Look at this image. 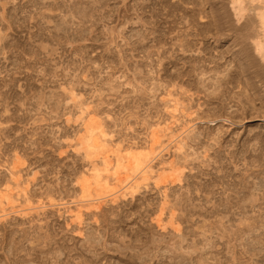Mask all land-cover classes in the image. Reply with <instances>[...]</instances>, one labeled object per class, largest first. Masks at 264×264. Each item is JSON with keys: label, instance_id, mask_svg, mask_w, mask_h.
<instances>
[{"label": "rangeland", "instance_id": "rangeland-1", "mask_svg": "<svg viewBox=\"0 0 264 264\" xmlns=\"http://www.w3.org/2000/svg\"><path fill=\"white\" fill-rule=\"evenodd\" d=\"M203 1L0 0V191L13 189L0 202V264H202L204 246L209 264H264V103L253 90L249 107L238 101L243 76L220 89L226 66L239 67ZM90 119L113 151L147 152L160 130V186L130 197L127 174L104 173L115 191L81 199L77 179L91 165L76 144ZM242 238L261 253L244 254Z\"/></svg>", "mask_w": 264, "mask_h": 264}, {"label": "bare ground", "instance_id": "bare-ground-1", "mask_svg": "<svg viewBox=\"0 0 264 264\" xmlns=\"http://www.w3.org/2000/svg\"><path fill=\"white\" fill-rule=\"evenodd\" d=\"M106 2L107 1H110V0H105ZM150 2L154 1V0H149ZM167 1V0H166ZM180 1V0H179ZM183 1V0H181ZM56 2V1H55ZM186 2V1H184ZM204 5L205 4H209L211 5L210 7H212V14L214 16V19L215 21L214 22V27L216 29V33L213 32V34H215V36L217 37V39L220 41V40H224V39H228V38H231L229 42V46L226 47L228 49H226L227 52H229V54L232 53V57L234 56L235 58V61L236 63H238V67L239 69L237 68V71L239 72H236V71H233L232 68L229 69L227 68L226 66V69L228 72H224L223 75H225V78H221V74L222 72L224 71H220L221 74H220V78L218 79V82H217V77L216 76V81H213V82H217L219 85H220V89L223 88L224 86V83L225 81L229 82V84L232 86H230L231 88L233 87V85L235 86V84H241L242 82V79L243 81L245 80V84H244V90L245 92H247V94H239L235 97H237L239 100V102H241V104L244 105V107L248 106L251 104V97L249 99V95L252 93H249V90H253L254 93L259 97L260 101L262 100V102L264 103V0H204ZM56 4V3H55ZM102 4H104L102 2ZM167 4V3H166ZM143 5V4H142ZM203 5V6H204ZM59 6V5H58ZM163 6V5H162ZM173 6V5H172ZM202 6V5H201ZM146 7V5L144 6ZM147 8V7H146ZM140 11L141 10H145V8H143V6L141 8H139ZM164 9V8H163ZM166 9V8H165ZM177 10V9H176ZM201 10V8H200ZM202 13H203V10H202ZM201 13V14H202ZM194 15V14H193ZM192 15V16H193ZM195 16V15H194ZM198 16V15H197ZM205 17V16H204ZM194 19V18H193ZM192 22V21H191ZM212 26V27H213ZM208 32V31H206ZM207 35V34H206ZM215 37V38H216ZM216 40V39H215ZM0 42H1V39H0ZM224 43V42H223ZM227 43V42H226ZM185 44V43H183ZM189 44V43H188ZM216 44V43H215ZM2 47V46H1ZM208 47V46H207ZM181 48V47H180ZM3 51V50H2ZM225 51V55H226V52ZM224 54V53H222ZM221 54V55H222ZM174 56V55H173ZM223 56V55H222ZM220 58V57H219ZM233 59V58H231ZM234 60V59H233ZM215 62V61H214ZM213 63V62H212ZM219 65L221 64L220 62H218ZM216 63V64H218ZM234 63V61H233ZM232 64V63H231ZM230 64V66H232ZM222 65V64H221ZM220 65V66H221ZM228 65V64H227ZM237 65V64H236ZM216 67V65H215ZM234 65H233V69H234ZM214 69V68H213ZM224 69V68H223ZM229 69V70H228ZM236 69V67H235ZM221 70V69H219ZM218 70V71H219ZM216 71V72H218ZM226 71V70H225ZM215 72V74H216ZM219 72V73H220ZM217 73V74H219ZM234 73V74H233ZM205 74V73H204ZM240 76H243L242 79ZM214 79V78H213ZM221 79V80H220ZM227 79V80H226ZM220 80V82H219ZM205 82V81H203ZM226 82V83H227ZM206 83V82H205ZM217 83H214L215 86ZM221 83L222 84V87H221ZM235 83V84H234ZM11 84V83H10ZM210 84V83H209ZM206 84H204L205 86ZM243 85V84H241ZM9 86V85H8ZM207 86V85H206ZM205 86V87H206ZM214 86V87H215ZM226 86V85H225ZM229 86V85H228ZM236 87V86H235ZM232 90H234V88ZM217 90L219 89L218 86H216ZM238 88V87H236ZM184 89V88H183ZM209 89V88H208ZM215 89V88H214ZM219 89V90H220ZM230 89V88H229ZM227 89V90H229ZM242 89V88H241ZM215 90V91H217ZM232 90H230L232 92ZM213 91V92H215ZM224 91L221 90V94L224 92ZM226 91V90H225ZM170 92V91H169ZM186 92V91H185ZM219 91H217L216 94H219L218 93ZM189 93H190V90H189ZM229 93V92H228ZM234 93V92H233ZM232 93V94H233ZM240 93V92H239ZM249 93V94H248ZM213 94V93H212ZM216 97H219V96H216ZM219 94V95H221ZM231 94V93H229ZM235 94V93H234ZM233 94V96H234ZM238 94V93H236ZM211 95V94H210ZM213 95V96H214ZM172 96V93L169 94V97ZM224 96V95H223ZM226 96V95H225ZM232 96V95H231ZM239 96V97H238ZM254 97V94L252 95ZM77 97L74 93L71 94L70 96V100L72 102L76 101L77 100ZM210 97V96H209ZM210 98H213V97H210ZM213 98V99H214ZM228 99V98H227ZM230 99L232 100V98L230 97ZM255 99V98H254ZM257 99V98H256ZM221 100V99H220ZM223 100V99H222ZM245 100V102H244ZM225 101V100H224ZM230 102V101H229ZM172 103H173V106L172 107V110L174 112H176L178 109V106L180 105L179 104V100L177 99H173L172 100ZM254 103V102H253ZM261 103V102H260ZM255 105V104H254ZM253 105V106H254ZM263 105L264 104H261V107L263 108ZM249 107V106H248ZM255 108V107H253ZM262 108H259L260 111L262 112ZM170 109V108H169ZM258 109V110H259ZM251 110V109H250ZM241 111V110H240ZM254 111V110H253ZM256 111V110H255ZM264 111V110H263ZM86 112V110H85ZM192 112H190L191 114ZM83 115L85 114L84 112L82 113ZM172 114V113H171ZM233 114V113H232ZM213 116V115H212ZM82 117V116H81ZM175 118V117H174ZM173 118V119H174ZM70 122V121H69ZM101 124V123H100ZM98 123H94L92 119L90 120H87L85 123H84V129H83V133L81 134V136L77 139V144H76V149L77 151L79 152H82L84 153V159L88 160L90 162V165H91V173L89 172V174H84L86 173V171L77 179V185L80 186L81 188V191H82V197L81 199H87L90 197V202L89 204L90 205H93L94 203L92 202H100V201H103L107 198V196L104 194L106 193V191H104L105 189L104 188H107L109 190L110 189V182H109V178L110 176L108 175L107 178H103V175L104 173H107V174H110L112 176H119L121 173H125V175L127 174V178L125 177V180H130V182H128V184L124 187L123 186V191H128V194L125 193V195H134L135 193H137L140 189H141V185L144 184V182H147L149 180H155V185L156 186H160V182L162 181V176L163 175H159V176H156V178H153L151 177L152 174H154L153 172V168L151 167V163L154 161L155 158H151L152 155H154L155 153V148L154 146H156L157 144H159V140H158V135L157 133L160 132V130H155L152 134V138H151V142H152V145L150 144V148L149 150H147V152H140L138 151V149H133V147H131V149H129L128 151H122V148H120L118 146V148L113 151L111 148V145L110 143H108V141L106 140V133L104 131V126L100 125ZM170 124V123H169ZM162 126V125H161ZM159 128V127H158ZM169 130V129H168ZM223 136V135H222ZM161 138V137H160ZM153 139V140H152ZM185 140V139H184ZM182 145V144H181ZM163 148V147H162ZM183 148V147H181ZM165 149H163L162 151H164ZM76 151V150H75ZM157 151V150H156ZM207 151V150H206ZM256 151V150H255ZM112 152V155L115 159H113V162L114 164L111 165L112 163V155H110L109 153ZM101 160V162L99 161ZM260 161V160H259ZM254 164V163H253ZM11 165V164H10ZM262 166V165H261ZM90 167V166H89ZM171 164H170V169H171ZM169 170V169H168ZM179 171V169H177ZM176 171V170H175ZM182 171V170H181ZM15 172V171H14ZM13 172V173H14ZM12 173V172H11ZM12 173V174H13ZM180 173V172H179ZM248 173V172H247ZM17 174V173H16ZM15 174V175H16ZM133 174V175H132ZM15 175H13L12 179L13 181H15L14 183L18 185V180H16L14 177ZM135 175V176H134ZM20 176V175H19ZM177 176V175H176ZM179 176V175H178ZM133 177V178H132ZM155 177V176H154ZM183 177V176H182ZM255 177V176H254ZM114 178V177H113ZM120 178V176L118 177ZM11 179V180H12ZM121 180L124 179V177L122 176L120 178ZM180 179V176L179 178ZM10 180V181H11ZM118 180V179H117ZM121 180H118L119 182ZM124 180V181H125ZM3 181V180H2ZM116 181V180H115ZM118 181L115 182V184H118ZM12 182V181H11ZM123 182V181H122ZM164 182V181H163ZM13 183V182H12ZM124 183V182H123ZM171 183V182H170ZM169 183V184H170ZM146 184V183H145ZM250 184V183H249ZM263 184V183H262ZM120 185V184H118ZM120 188V186H118ZM123 185V184H122ZM261 185V184H260ZM98 186V187H97ZM104 187V188H100V187ZM148 186V185H147ZM96 187L98 189H96ZM5 188V187H4ZM99 188L102 190V192L104 191V196L105 197H101L100 195H98L96 192V190H99ZM118 188V189H119ZM143 188V187H142ZM254 188V187H253ZM257 187H255L256 189ZM18 189V188H17ZM22 189V188H21ZM106 189V190H107ZM121 189V188H120ZM121 189V191H122ZM260 189V188H258ZM256 189V190H258ZM4 190V189H3ZM13 190L11 188L10 185H7L6 186V189L4 191H0V202L1 204L4 203V200H9L8 197H11V193L10 191ZM23 191H25L24 189H22ZM108 190V191H109ZM22 191V192H23ZM113 191V190H111ZM115 191V189H114ZM113 191V192H114ZM124 191V192H125ZM254 191V190H253ZM18 192V191H17ZM21 192V193H22ZM99 192V191H98ZM112 192V193H113ZM165 192V191H164ZM255 192V191H254ZM109 193V192H108ZM117 193H119L118 191L114 194H112V196L110 197H114L115 195H117ZM14 194V193H13ZM97 194V195H95ZM111 194V193H110ZM254 194V193H252ZM136 195V194H135ZM95 196V197H93ZM93 197V198H92ZM131 197V196H130ZM252 197V196H251ZM254 197V196H253ZM14 198V197H13ZM119 198V197H118ZM166 198V197H165ZM255 198V197H254ZM114 200V198H112ZM167 199V198H166ZM2 200H3V203H2ZM246 200V199H245ZM250 200V199H249ZM228 201V200H227ZM165 202V201H164ZM163 202V203H164ZM6 203V202H5ZM8 203V202H7ZM92 203V204H91ZM167 203V202H166ZM254 203V202H253ZM100 204V203H99ZM231 204V202H230ZM229 204V205H230ZM192 205V204H191ZM228 205V204H227ZM95 206V205H94ZM95 208V207H94ZM163 211V205H162V210L161 212ZM247 212V211H246ZM173 213H171V218L174 217L172 216ZM5 215V213H4ZM81 215V214H80ZM229 215V214H227ZM79 216V215H78ZM6 217L5 216H2L0 219ZM76 217H77V214H76ZM80 217V216H79ZM233 218V217H232ZM76 219V218H75ZM165 220V218H164ZM96 221V220H95ZM231 221V220H230ZM244 221V220H243ZM250 221V220H249ZM163 219H160L158 218L157 220V224L159 227L161 228H165V223H163ZM222 222V221H221ZM242 222V221H241ZM172 226H174L175 222H173V218L171 219V221L169 222ZM234 223V222H233ZM239 223V222H238ZM243 223V222H242ZM240 224V223H239ZM254 224V223H253ZM169 225V224H168ZM167 225V226H168ZM220 225V224H219ZM244 225L245 222H244ZM166 226V227H167ZM179 226V225H178ZM215 226V225H214ZM213 226V227H214ZM221 226V225H220ZM229 226V225H227ZM226 226V227H227ZM208 227V226H207ZM205 226V228H207ZM222 227V226H221ZM225 227V226H224ZM225 227V228H226ZM172 228V227H171ZM176 228V227H174ZM219 228V227H218ZM223 228V227H222ZM166 229V228H165ZM178 232H181V229L180 228H176ZM203 229V228H202ZM220 229V228H219ZM238 229V228H237ZM210 230V228L208 229ZM207 230V231H208ZM227 230H229L228 232L230 233L231 230L229 228H227ZM206 229L204 230V233ZM212 231V230H210ZM209 232V231H208ZM211 233V232H210ZM224 233V232H223ZM222 233V234H223ZM227 233V232H226ZM228 233V234H229ZM232 233V232H231ZM203 234V233H202ZM221 234V235H222ZM235 234V233H234ZM203 235H206V234H203ZM211 235V234H210ZM209 235V237H210ZM213 235V234H212ZM224 235V234H223ZM223 235L220 236L221 240H225L223 239ZM228 236V235H225V237ZM208 237V235H207ZM205 236V239L207 242H209V239ZM213 237V236H211ZM210 237V238H211ZM219 237V236H218ZM42 238V237H41ZM217 238V237H216ZM230 238V237H229ZM232 238V237H231ZM241 238V236H240ZM182 239V238H181ZM233 239V238H232ZM231 239V240H232ZM203 239H201L202 241ZM217 240V239H216ZM227 240V239H226ZM243 240L245 241L243 243ZM183 241V240H182ZM181 241V243H182ZM199 241V240H198ZM228 241V240H227ZM242 241V245L244 244V254L246 253H251L252 254V251H253V255L254 256H258L261 251L258 253L257 250H252V246L248 241H247V238L245 240V238L241 239ZM199 243V242H198ZM203 243H205V240L203 241ZM213 243H215L216 245V241L214 242V239H213ZM230 244V241L227 242V244ZM184 244V243H183ZM209 244V243H208ZM210 244H212L210 242ZM226 244V245H227ZM229 244L227 247H229ZM233 244V243H232ZM181 245V244H180ZM203 245V244H202ZM214 245V244H213ZM225 245V246H226ZM240 245V246H242ZM198 246V244H197ZM209 246V245H208ZM230 246H233L234 247V244L233 245H230ZM236 246V245H235ZM177 247H181V246H177ZM191 247V246H190ZM200 247V246H199ZM214 247V246H213ZM233 247H231V250L233 249ZM254 247V246H253ZM183 248V247H181ZM193 248V247H192ZM195 248V247H194ZM204 247L201 248V252L200 253V258L202 261V264H209V260H214V255H213V258L210 259V257L208 256V253L210 254V251L207 249H204ZM212 248V246H211ZM255 248V247H254ZM184 249V248H183ZM182 249V250H183ZM200 249V248H199ZM198 247L197 249L195 248V250L193 251L194 254L197 252V250H199ZM229 249V248H227ZM177 250V249H176ZM181 250V251H182ZM193 250V249H191ZM205 250V251H204ZM208 250V252H207ZM211 250V249H210ZM212 250L214 251V249L212 248ZM225 250V249H224ZM180 251V250H179ZM187 250H185L186 252ZM216 251V250H215ZM255 251V253H254ZM263 251V250H262ZM193 252L190 251L189 249V253L193 254ZM234 253V249L233 251H231ZM257 252V253H256ZM160 253V252H159ZM175 253V252H174ZM177 253V252H176ZM187 253V252H186ZM186 253H183L181 257H183V255H185ZM212 253V252H211ZM214 253V252H213ZM212 253V254H213ZM216 253V252H215ZM219 253V252H218ZM218 253H217V256H218ZM192 255V256H196L198 254H195V255ZM210 254V255H212ZM227 254V252H226ZM230 254V253H229ZM227 254V255H229ZM216 255V254H215ZM234 255V254H232ZM239 255V254H238ZM147 256V254H146ZM177 256V255H176ZM174 256V257H176ZM179 256V254H178ZM191 256V255H189ZM225 256V255H224ZM154 257V256H153ZM185 257V256H184ZM222 257V256H221ZM220 257V258H221ZM226 257V256H225ZM227 257H232L233 258V261H231V259H227ZM224 260L220 261L218 264H240V263H235L236 261V257L235 256H227ZM239 257V256H238ZM159 258V257H158ZM173 258V257H172ZM177 258V257H176ZM175 258V259H176ZM188 258V257H187ZM186 258V259H187ZM198 258V257H197ZM196 258V259H197ZM217 258V257H216ZM240 258V257H239ZM153 259V258H152ZM151 259V260H152ZM184 258H179L177 259L178 261L177 264H184L185 263V260ZM192 259V258H191ZM199 259V258H198ZM197 259V261L199 262V260ZM219 259V258H218ZM256 259V258H255ZM254 259V260H255ZM188 260V259H187ZM194 260V259H192ZM147 262V261H146ZM152 262V261H151ZM187 262V261H186ZM190 262V260H189ZM188 262V263H189ZM217 262V261H215ZM149 263V262H147ZM147 263H142V264H147ZM187 263V264H188ZM191 263V262H190ZM189 263V264H190ZM259 263V262H258ZM176 264V263H175ZM201 264V263H200ZM213 264V262H212Z\"/></svg>", "mask_w": 264, "mask_h": 264}]
</instances>
